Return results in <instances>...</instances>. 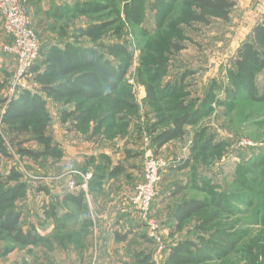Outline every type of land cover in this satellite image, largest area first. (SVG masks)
<instances>
[{"label": "rangeland", "instance_id": "374dc122", "mask_svg": "<svg viewBox=\"0 0 264 264\" xmlns=\"http://www.w3.org/2000/svg\"><path fill=\"white\" fill-rule=\"evenodd\" d=\"M26 1L32 27L42 47L62 45L64 41L72 40L71 35L79 27L101 20H116L111 9L92 15L79 14L76 7L84 0ZM115 1L121 8L130 0ZM159 1L144 0V14L139 23L127 20L122 14L123 30L119 36L110 30L97 41L82 39V43L87 45L120 42L131 52L133 59L124 81L127 88L120 95L137 107L123 110L128 115L127 120H117L116 126L110 128V134L101 130L100 134L91 137L90 132L72 130L69 122L63 124L60 106L51 102L49 109L53 120L49 132L61 147H69L73 151V155L62 159L43 157L34 160L23 156L17 142L11 140L9 133L2 131L9 154H0V170L7 173L15 167L22 172L27 190L15 206L23 211V229L38 233L43 242L37 246H18L13 252L5 254L4 250L12 244L0 236V264L104 263L102 246L99 241H94L93 224L99 222L100 212H105V209H108L105 214L115 218V222L126 219L124 225L116 226L112 222L114 225L108 228V232H132L126 241H112V238L107 241L106 251L111 249L117 253L120 250L121 254L115 261L108 260V264L132 261L136 248L150 249L156 263L162 264L166 250L172 245L196 237L198 221L192 220L182 231L175 232L171 211L183 200L207 196V193L191 186L193 182L200 183L202 177H207L215 190L224 194L235 209L233 213L226 214L219 225L227 233L237 236L238 241L227 255L215 257L204 264H264V162L258 167L250 163L253 158L260 157L261 160L264 156V103L244 98L232 103L230 108L215 104L207 110L200 123L186 127L187 133L183 138L169 142L158 153L165 164L160 171L151 216L159 224L160 242H149L148 225L132 218L136 213L134 196L140 181V170L144 166L141 152L151 144L159 109H165L174 99L166 96L156 105L146 100L144 80L150 70L157 63L167 65L168 72L159 81L163 88L168 84L184 82V92L176 94L175 98L201 100L206 91L215 85V94L223 99L222 88L228 84L227 70L234 65L239 46L264 18V0H234L236 5L228 20L213 18L209 24L191 22L186 18L185 12L191 7L188 0H164L158 4ZM62 6L67 10L62 9L63 16L60 17L57 13L61 12ZM6 41L0 15V108L21 88L35 87L29 74L21 80V84L15 79L17 62L3 51L2 44ZM258 88L260 93H264V72L259 76ZM90 104L103 107L97 112L101 129L110 127V101L98 100ZM164 126L160 124L156 129L161 130ZM201 131L223 145L207 152H192L193 138ZM27 137L20 136V140ZM23 145L38 148L35 142ZM100 153L111 156L113 165L120 164L125 171L115 178L109 177L106 170L99 171L96 164L100 161L91 162V158L98 157ZM186 159H189L186 168H176ZM98 173L105 176L101 181V190L96 191V196L87 192L85 210L76 212L78 221L71 220L66 211L73 212L75 208L63 200V195L71 190L69 180L82 182L88 178L89 182ZM177 185L188 188L173 197L171 190ZM41 186L47 187L48 192L39 191ZM130 210L132 212H128ZM55 213L56 218H53ZM57 219L63 227L57 228ZM52 223L55 224L53 227Z\"/></svg>", "mask_w": 264, "mask_h": 264}, {"label": "trees", "instance_id": "16d2710c", "mask_svg": "<svg viewBox=\"0 0 264 264\" xmlns=\"http://www.w3.org/2000/svg\"><path fill=\"white\" fill-rule=\"evenodd\" d=\"M162 1L164 0H160L158 4ZM188 1L191 7L185 12L186 18L191 22L205 24L211 23L213 18L228 20L236 5L234 0ZM143 3L144 0H130L120 8L115 0H84L76 7L79 14L92 15L111 9L116 20L112 22L101 20L86 27H79L71 35L72 40H66L62 45L52 44L42 47L40 43L39 56L27 73L32 76L35 87L21 88L4 107L0 108V154H9L7 140L2 134V131H5L11 135L12 141L17 142L18 150L23 156L34 160L43 157L62 159L65 156L64 148L49 132L53 120L49 109L51 102L60 106V120L63 124L69 122L72 130L90 132L91 137L100 134L101 130L110 134V128L116 126L117 120H127L128 115L123 110H134L137 107L127 97L120 95V92L127 88L124 86V81L133 59L131 52L120 42L87 45L82 43V39L97 41L110 30L119 36L123 30L122 14H125L127 20L139 23L144 14ZM60 9L61 12L57 13V16L62 17V9L67 10V7L62 6ZM167 72L166 64L157 63L150 70L148 78L144 80L146 100L150 104H159L167 98L166 96L174 98L165 109L161 111L159 109L151 144L141 152L144 159L148 149H151L154 155H158L166 144L183 138L187 133L186 127L200 123L207 110L212 109L215 104L230 108L232 103L244 98L264 103V93H260L258 88L259 76L264 72V18L253 27L250 35L239 46L234 65L227 70L228 84L223 85L222 88L225 98L222 99L215 94V85L206 91L201 100L175 98L176 94L184 92L186 85L181 81L163 88L159 81ZM186 76L187 74L184 75ZM98 100L110 101L111 111L108 116L111 126L104 129H101L97 115L98 110L103 107L88 105ZM160 124L165 126L157 130L156 127ZM23 135L28 137L20 140V136ZM26 142H35L38 148L24 147L23 144ZM222 145L223 143L215 142L214 137L207 136L205 131H201L195 134L191 151L207 152ZM259 158H253L250 161L251 165L256 167L262 165L264 156L261 160ZM98 160L100 162L96 164V168L99 171L106 170L111 178L125 171L124 166L113 165L111 156L106 153L91 158V162ZM188 165L189 159H186L176 168L182 170ZM143 167L140 170L142 174ZM104 177L95 174L88 182L87 191L78 190L76 193L70 191L63 195L64 202L70 203L75 208L73 212L66 211V214L69 213L67 217L78 221L79 215L76 212L85 210L87 192L96 196L101 190V181ZM80 182L81 180L77 183ZM191 186L207 193V196L192 197L177 203L171 211V217L175 232L182 231L189 222L197 220L196 237L172 245L166 250L162 264H204L215 257L227 255L238 242L237 236L227 233L226 229H222L219 225L226 214L235 211L226 200L227 197L218 193L207 177H202L200 183L193 182ZM187 188L186 185H177L172 188L171 196L177 197ZM26 190L27 184L23 181L21 171L15 167L7 173L0 170V236L12 244L4 250L5 254L13 252L18 246H37L43 242L41 235L33 231H25L21 225L23 211L16 207L15 203L25 195ZM38 190L48 192L49 189L41 186ZM212 191L217 193H210ZM135 214V220L146 223L140 218L137 209ZM53 218H56V213ZM56 226L60 228L64 225L58 220ZM131 235V231L116 232L115 240L126 241ZM147 239L149 242L154 241L149 234ZM126 264L157 263L150 249L136 248L132 253V261Z\"/></svg>", "mask_w": 264, "mask_h": 264}, {"label": "built area", "instance_id": "2783aa9c", "mask_svg": "<svg viewBox=\"0 0 264 264\" xmlns=\"http://www.w3.org/2000/svg\"><path fill=\"white\" fill-rule=\"evenodd\" d=\"M0 15L7 35L2 49L17 60L15 79L21 84V80L23 81L39 56L40 41L32 27L26 0H0ZM148 150L150 151L145 154L142 179L136 188L134 204L140 218L148 225L150 237L160 242L159 224L151 216V211L157 196L160 171L165 162L158 155H154L151 149ZM68 183L72 191L88 189V178H84L79 184L75 179H70Z\"/></svg>", "mask_w": 264, "mask_h": 264}, {"label": "crops", "instance_id": "0c3cea01", "mask_svg": "<svg viewBox=\"0 0 264 264\" xmlns=\"http://www.w3.org/2000/svg\"><path fill=\"white\" fill-rule=\"evenodd\" d=\"M15 61L17 62V60L15 59ZM64 150H65V156L66 155H73V151L68 147H63ZM150 150H148L147 152H149ZM142 177V173L140 175V178ZM72 191V190H70ZM78 190H73L72 192L73 193H76ZM100 205V203H99ZM104 210V209H103ZM107 212H108V209H105ZM127 210V209H126ZM105 212L101 211L100 212V217L101 219H99V222L97 224H93V233H94V241L97 242L99 241L100 242V245L102 246V249L104 251L103 255H102V258L104 259V263H99V264H108V260H116L117 257H120L121 254H120V250H117V253L114 252L113 250L111 251V249H109L108 251H106V248L108 245H106L107 241L112 238V241H116L115 240V233L114 232H108V228H110L112 225H115L116 226H119V225H124L125 222H126V219H118V221L115 222V218H112V217H109V215H106ZM128 212H132V210L128 211ZM128 214V213H126ZM133 214V213H131ZM132 218L136 219V215L133 214L132 215ZM114 222V224L112 223ZM55 224L52 223V227L54 226ZM117 229V228H115ZM95 230V231H94ZM107 233H110L109 235H107ZM122 252V251H121ZM101 259V257H100Z\"/></svg>", "mask_w": 264, "mask_h": 264}]
</instances>
